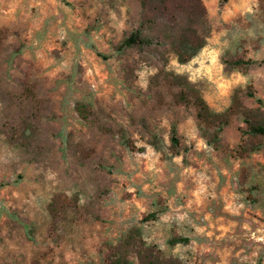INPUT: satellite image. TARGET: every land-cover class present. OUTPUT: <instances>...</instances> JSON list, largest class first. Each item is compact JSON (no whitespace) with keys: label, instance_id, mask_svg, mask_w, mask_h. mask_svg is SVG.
Returning a JSON list of instances; mask_svg holds the SVG:
<instances>
[{"label":"rangeland","instance_id":"obj_1","mask_svg":"<svg viewBox=\"0 0 264 264\" xmlns=\"http://www.w3.org/2000/svg\"><path fill=\"white\" fill-rule=\"evenodd\" d=\"M222 2L202 0L206 46L183 65L170 16L152 46L117 52L137 0H0V264H103L133 229L181 264H264V146L238 152L244 112L264 116V66L223 64L264 60V0ZM169 74L213 111L233 106L218 149Z\"/></svg>","mask_w":264,"mask_h":264},{"label":"trees","instance_id":"obj_2","mask_svg":"<svg viewBox=\"0 0 264 264\" xmlns=\"http://www.w3.org/2000/svg\"><path fill=\"white\" fill-rule=\"evenodd\" d=\"M140 5L141 21L138 27L132 29L116 47L118 53H124L131 49H138L152 46L156 39L165 37V31L162 29V19L170 16L177 20V25L173 28L171 35L168 37L172 53L175 55L180 64H187L206 46V38L210 28L206 19L205 8L202 0H137ZM229 0H223L227 3ZM101 55V54H100ZM104 59L106 56L101 55ZM223 64L229 71H241L253 68L255 66H264V60L247 59L244 55L236 59H223ZM176 85L180 87V99L187 101L188 96L194 100L197 107L196 119L200 127L202 136L208 144L218 149L221 144V134L229 125L228 114L217 113L213 111L196 91L194 85L188 78L179 75H171ZM247 96L255 98L252 88L246 92ZM257 102L264 105V101L257 99ZM233 103H237V95L233 97ZM84 107H82L83 112ZM246 128L243 135L246 136V146H240L238 152L249 154L260 151L264 146V116H259L252 111H246L243 114ZM32 133H26L24 139L31 138ZM122 144L128 149H134L130 138L126 132L121 134ZM172 148L177 151L180 147L178 136V127L173 125L171 130ZM156 150L160 151V145L157 135H152L149 142ZM178 154V151L176 152ZM156 214H150L144 218L145 221L156 220ZM188 238L174 236L167 243L169 246L177 244H187ZM119 247L114 249V253L105 256L103 264H131L128 260L129 253H135L139 264H181L173 258H164L161 253L154 247L145 246L139 238L137 229L131 230L119 242Z\"/></svg>","mask_w":264,"mask_h":264}]
</instances>
